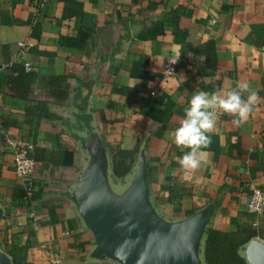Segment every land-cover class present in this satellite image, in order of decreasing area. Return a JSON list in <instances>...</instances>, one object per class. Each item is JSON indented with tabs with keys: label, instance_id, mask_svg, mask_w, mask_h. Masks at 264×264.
I'll return each instance as SVG.
<instances>
[{
	"label": "crops",
	"instance_id": "crops-1",
	"mask_svg": "<svg viewBox=\"0 0 264 264\" xmlns=\"http://www.w3.org/2000/svg\"><path fill=\"white\" fill-rule=\"evenodd\" d=\"M76 39L78 45L69 43ZM21 41L32 46L20 53ZM167 56L177 59L170 76L163 73ZM24 62L29 72L13 77L11 66ZM237 83L258 97L247 123L237 127L219 115L203 149L207 162L182 168L184 151L173 134L192 95H223ZM4 137L33 144L26 198L19 197L25 182L13 173ZM136 143L129 172L114 178L110 148ZM67 152L70 165L62 162ZM138 180L145 211L158 225L173 230L198 220V264L208 228L249 225L264 234V206L257 215L246 211L251 188L264 194V0H45L38 10L31 0H0L6 264H125L100 244L82 197L99 186L108 207L117 208ZM251 244L264 247V237L239 249L246 262Z\"/></svg>",
	"mask_w": 264,
	"mask_h": 264
},
{
	"label": "water",
	"instance_id": "water-1",
	"mask_svg": "<svg viewBox=\"0 0 264 264\" xmlns=\"http://www.w3.org/2000/svg\"><path fill=\"white\" fill-rule=\"evenodd\" d=\"M97 187L87 192L88 199L86 195L82 197L85 217L100 244L125 264H198L195 259L198 220L173 230L158 225L145 211L139 180L117 208L108 207L101 188ZM246 259L253 264H264V247L251 244ZM0 264H6L1 255Z\"/></svg>",
	"mask_w": 264,
	"mask_h": 264
},
{
	"label": "clouds",
	"instance_id": "clouds-1",
	"mask_svg": "<svg viewBox=\"0 0 264 264\" xmlns=\"http://www.w3.org/2000/svg\"><path fill=\"white\" fill-rule=\"evenodd\" d=\"M249 88L247 83H237L223 95L206 91L192 95L173 134L174 144L184 151L179 160L182 168L197 170L207 162L203 149L210 143L208 133L215 128L219 115L231 116L233 125L237 127L247 123L258 99L255 92H249Z\"/></svg>",
	"mask_w": 264,
	"mask_h": 264
},
{
	"label": "trees",
	"instance_id": "trees-1",
	"mask_svg": "<svg viewBox=\"0 0 264 264\" xmlns=\"http://www.w3.org/2000/svg\"><path fill=\"white\" fill-rule=\"evenodd\" d=\"M81 40L76 39L71 44L78 45ZM11 75L13 77L22 76L21 69L11 66ZM29 72V71H28ZM23 73V74H24ZM125 88L113 86L115 92L124 91ZM138 143L132 149L125 150L117 146L110 148L111 174L114 178H121L129 172L137 152ZM67 158L62 162L65 165L71 163V153H66ZM34 159V157H33ZM14 197V192L12 194ZM20 199L26 198L25 190L20 191ZM262 232L249 225L237 226L232 232L220 231L208 228L205 232V238L202 249V259L204 264H247L245 259L239 254V249L253 237H264Z\"/></svg>",
	"mask_w": 264,
	"mask_h": 264
},
{
	"label": "built area",
	"instance_id": "built-area-1",
	"mask_svg": "<svg viewBox=\"0 0 264 264\" xmlns=\"http://www.w3.org/2000/svg\"><path fill=\"white\" fill-rule=\"evenodd\" d=\"M45 0H31L35 10L42 7ZM32 46L31 43L21 41L17 42L19 52H25ZM177 59L173 56H167L163 73L170 76L174 73ZM25 71L30 70L27 62L22 64ZM3 143L12 157L13 173L15 176L21 178L25 182V194H31L32 185L26 178H28L34 171L35 161L32 157L33 144L30 140L22 137H4ZM26 180V181H25ZM264 206V194L257 188L250 189L249 199L246 204V211L251 214H259ZM52 264H59L58 260H53Z\"/></svg>",
	"mask_w": 264,
	"mask_h": 264
},
{
	"label": "rangeland",
	"instance_id": "rangeland-1",
	"mask_svg": "<svg viewBox=\"0 0 264 264\" xmlns=\"http://www.w3.org/2000/svg\"><path fill=\"white\" fill-rule=\"evenodd\" d=\"M258 221H259V220H258ZM261 223H262V224H261V225H262V228L264 229V221H262ZM200 262H201V264H202V258L200 259ZM247 263H248V264H253L250 260H247Z\"/></svg>",
	"mask_w": 264,
	"mask_h": 264
}]
</instances>
